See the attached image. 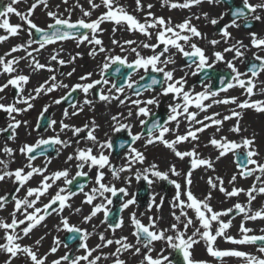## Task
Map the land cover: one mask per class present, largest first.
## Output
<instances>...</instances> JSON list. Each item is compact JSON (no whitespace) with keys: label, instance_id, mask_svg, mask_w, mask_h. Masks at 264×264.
Returning <instances> with one entry per match:
<instances>
[{"label":"snow or ice","instance_id":"snow-or-ice-1","mask_svg":"<svg viewBox=\"0 0 264 264\" xmlns=\"http://www.w3.org/2000/svg\"><path fill=\"white\" fill-rule=\"evenodd\" d=\"M22 0H9V2L0 9V30H3L4 35H0V43L7 41L10 37L18 36L24 30L23 25H27L29 30V39L26 43L17 44L4 55H0V75L7 76V79L0 83V93H5L7 89L15 90V95L10 103H4L7 99L5 95H0V112L6 113L8 116V124L4 128H0V133H9L7 139L15 140L17 136L16 129L21 125L27 126V121H21L16 117L21 113L29 111L33 108V101L41 95H48L58 89H67V93L53 101L59 105L63 100L69 99L73 93L79 91L85 96L83 105L71 104L72 111L65 109L63 116L65 119H71L83 112L84 105L91 106L93 101L87 98L89 92L98 85H108L110 83L106 73L112 65H120L130 71L123 79V83L117 85L111 83L108 89V94L104 91L99 92V100L104 102L118 101L122 106L128 107L127 115L123 113L113 115L111 120L112 131L119 133L126 131L130 140L120 141L115 143L111 137L101 141L96 135V130L99 125L95 120L85 123L83 127H78L65 123L64 120L59 122L49 120L46 125L47 129H52L55 133L48 138H40L34 144L25 143L18 151L25 157L26 162L21 167L11 169L10 165L15 162V150L9 147L7 143L0 147V153L5 158H0V182L6 180L11 181L15 185L14 192L11 194L0 195V211H7V206L12 205V210L7 217H0V252L6 253L8 259L5 264H12V261L23 255L30 264H48V257L58 251V248L63 243L58 238H54L53 244L47 253L39 254V246L44 239L41 236L34 241V245L22 244L25 237H28L32 231L39 226L48 215L53 213L60 215V221L57 225V231H65L68 233V241L77 242V251L82 250L80 255H72L71 250L66 251L62 256L51 260L50 264H127L125 259L121 257L128 253L133 257H140L139 264H173L170 255H165L167 250L178 252L182 257V264H206V261L193 259L192 249L194 245L203 240L206 245L207 252L210 256L221 259L223 257L234 256L242 258L245 264H264V235H249L252 229L245 226L244 221L264 220V206L259 210H252V203L257 197H264V157L255 147V139L242 137L238 142L229 140L227 136L216 138L215 134L208 140V144L217 150L215 161L210 158H203L197 151L198 144L193 143L190 150L181 151L179 145L188 142L199 141V133L205 132L208 128L215 127L216 132L222 131L224 122L236 118V124L228 129L229 132L239 134L241 128L239 118L241 113L236 110H230L229 115L213 113L204 115L203 119H197L200 112H207L215 104H236L239 109H254L256 112H264V100H252L251 97L257 94L264 95V80H259L261 73H264V36L257 32H248V43L246 44L241 39H234L230 28H251L253 22L264 23V0H258L257 3H252L250 0H241L240 5L229 8L228 12L221 13L218 18L209 19L207 12L202 13L205 20H208L212 25H218L225 15L230 13L232 19L229 23L224 24L219 29L216 35L219 39H208L207 35L199 30L192 23V17L185 18L182 22L173 24L171 19H165L162 16H155L150 9L152 5H147L149 11L145 14L143 22L137 17L130 14L118 0H100L96 3L95 0H87L90 6L88 10L81 7L83 17H91L92 11L103 7V11L94 20H85L83 18L72 22L70 18H63L56 12L47 11V16L53 21L49 23L47 28H41L33 22L31 17L34 14L38 5H42L45 9L48 8V0H33L26 11H20L16 5ZM67 4L68 0H63ZM210 5H218L228 3L231 5V0H161V6H167L170 9H190L202 3ZM136 11H143L144 6L141 0H135ZM58 7V6H57ZM10 15L19 17L23 24L10 23ZM195 19L199 20L200 16ZM105 22H111L116 26L124 25L129 32H138L146 37V41H142L137 47H131L130 51L135 54V59L129 61L127 56L120 55H105L104 62L99 65V79L92 80L93 73L87 72L79 77V82L68 85L63 81L57 80V74L60 76L71 77L76 69L64 73L58 68L52 66L53 63L63 68L68 64L75 62L81 54L76 53L70 55L68 60L61 58V51L53 50L49 56L47 63H41L33 53L40 52L47 45L55 44L57 41L74 39L77 42V47L83 43L92 45L89 55L95 57L98 53H105L109 50L103 46V41L98 38V33L103 32L101 25ZM242 22V23H241ZM63 29V30H62ZM86 30L80 32L79 30ZM116 27L112 31L115 32ZM153 30H155L153 32ZM34 33L39 34L38 39L34 38ZM155 36V43H150ZM206 40L207 44L213 49L211 55L206 53V49L199 46L195 41ZM33 44L38 47L32 48ZM112 44L125 51L124 45H134L136 41L126 40L120 44L116 39L112 40ZM225 45L222 50H216L218 45ZM138 47L149 49L151 55L144 56L138 51ZM31 49V50H29ZM253 51L252 58L249 60L246 56L248 51ZM175 50V51H173ZM23 51L25 55L14 56L13 53ZM179 54L186 63L182 67H175L176 55ZM227 54H231V59L226 58ZM27 61L26 66L31 69L32 73L47 71L51 73L47 79L39 83L31 90H27L26 86L30 83L31 74H24L23 69L19 67L21 61ZM245 65V71H241L236 62ZM223 63L228 70L226 74L220 75L219 90H213L209 84L204 81L211 79L209 70L215 71L218 64ZM169 65L173 67L169 68ZM186 69H192L190 75L197 76L203 74L201 79L202 91L196 92L195 86H188L189 72ZM140 70L145 73L140 76V81H144L145 77H149L146 84H140L139 81L132 80V75ZM120 67L115 69L116 73H120ZM183 72L184 75L177 77L176 72ZM152 74H158L152 75ZM159 86V91L156 95L147 99H141L145 91H154L155 87ZM125 87L132 90V95L136 98L132 99L130 95L125 94ZM240 88L242 93L248 99L237 103L236 97H225L218 99L221 92H227L229 89ZM115 93V94H113ZM123 97V98H122ZM160 97H170L171 102L167 105V117L161 122L159 119H152L149 123V117L153 116L150 106L160 105ZM210 101V102H208ZM127 102V104H126ZM208 102V103H206ZM23 105L24 107H19ZM195 108L198 111H191ZM49 105H45L40 113L41 117L48 111ZM133 116L140 119L139 123L145 133H133V125L125 123ZM181 117L188 122L187 130L181 134L179 132ZM221 117V118H218ZM39 121L37 126H39ZM175 124V128L169 125ZM59 124V131H56V125ZM196 125H199L196 127ZM72 133V137H79L73 141L72 138L61 139L60 133ZM80 133H86L80 137ZM171 134L172 139L167 136ZM107 136V134H105ZM144 139V146L153 145L156 143L162 144L169 149L173 155L179 160L187 158L190 165L189 169L184 173V186L170 176H180L175 165H171L168 171L159 170L157 164L152 163L147 167L136 168V165H144L146 161L145 154L135 147L137 141ZM83 141V147H80ZM77 147L69 154L65 163H74L76 169L75 175L69 179V169L64 168L57 170L51 174H47V165L51 163L50 158H46L44 166L38 167L33 162L38 158V155H44L48 147L55 149L57 155L60 154V148H68L72 143ZM59 145L60 148H55ZM47 146V147H45ZM207 146V145H206ZM42 149V151H39ZM115 149H126L121 157L122 163L114 164L112 162V153ZM233 157L236 171L230 176L227 183L231 186L229 190L225 186L223 177H209L207 184L209 191L203 199L195 196L191 190L192 173L198 168L211 169L215 171L214 164L221 158L228 156ZM87 169V171H85ZM133 169L135 171L133 172ZM106 170V171H105ZM90 173L92 175H90ZM129 175H124V174ZM110 175V180L106 178ZM136 181H145L151 186L156 180L167 181L175 187V196L170 202V216L172 221L167 227H160L159 222L164 219L162 215L147 216V223H144L140 218L144 213L132 211L128 217L131 226V236L134 238V243L129 241L128 236H120L115 238L114 234L117 230L123 229L125 221L122 215L114 220H110L112 216L110 206L114 203L113 198L121 199L119 213H123L130 206L138 205L137 194H131L126 187H117L113 181L123 179L126 184H130L132 177ZM34 177H40L36 187H29L28 184ZM77 177H87L92 182L93 186L85 191V184H77L79 193L83 194L84 199L81 204L90 206V212L84 215L82 223L88 224L98 214H102L103 219L100 220V225H105V231H96L97 226L93 225L94 231L89 232L87 229L71 224L69 218L61 215L65 208H72L69 203L72 197L78 193L67 188L72 185ZM255 177L252 185L247 189L236 187V182L239 179H248ZM63 179L64 187H60L55 195L49 201L43 204L42 207H37L41 197H44L53 185ZM22 189H26L25 194L21 197L19 193ZM212 190L222 193L226 198H238L241 194L247 197V203H235L231 208L223 211H216L211 206L210 201L213 199ZM100 202L97 203L96 201ZM164 197H160V202L157 203L156 195L153 194L147 204V210L152 211L154 208L157 212L162 211ZM74 213H80L81 208L72 209ZM189 211L194 215L189 216ZM242 214L243 220L239 225L241 237L239 239L228 235L227 230L232 226V220H224L223 217H229L230 214ZM198 223L191 235H188V229ZM216 225L213 232V225ZM111 230L113 238H109L105 232ZM264 232V229H261ZM98 237V243L94 247H89L88 240L91 236ZM218 237H223L226 242L232 244H252L256 245L259 242L257 251L260 256L252 255L235 249L220 250L216 248L215 242ZM156 242H162L165 247H162L159 252L153 256ZM115 246L114 251L105 253L103 250L110 246ZM65 248H69L68 243H64Z\"/></svg>","mask_w":264,"mask_h":264},{"label":"rangeland","instance_id":"rangeland-1","mask_svg":"<svg viewBox=\"0 0 264 264\" xmlns=\"http://www.w3.org/2000/svg\"><path fill=\"white\" fill-rule=\"evenodd\" d=\"M8 2H9V0H0V9H2V7L4 5H6ZM32 2H33V0H22V2L20 4L16 5V7L20 11H26L27 8L30 6V4ZM95 2L96 3H100V0H95ZM118 2L122 6H128V5L131 6L132 3L135 4V0H124L123 2H121V0L120 1L118 0ZM179 2H182V0H179ZM250 2L257 3L258 0H250ZM77 4H79L85 10H88L89 7H90L88 5V3H87V0H68L67 4H65L63 2V0H48V8L45 9L42 5H39L35 9L34 14L31 17V19L39 27H41V28H47V25L49 23H53V21L47 16V11L56 12L58 15L62 16L63 18H70L72 22H75L76 20L81 19V18H83L85 20H94L103 11H105V9L103 7H101L99 9H96V10L92 11L91 17H83L82 12H81V7H77ZM142 4L144 6V9H143L142 13L143 14L144 13L146 14L149 11V9L147 7V3L144 2ZM225 6L226 5H224L222 3L221 4H218V5H210V4L206 3V2L205 3H202L201 5L194 6V11L195 12H198V14L195 13V17L196 16H200V19L199 20L195 19V22L197 21L196 26L199 28V30L201 32H203V33H205L207 35L208 39H212V38L219 39V36L216 35V32H214V30L212 29L213 28V25L211 23H209L208 20H205L203 18L202 13L207 12L209 14V19H211V18H218L221 15V13H225L226 12L227 7H225ZM43 9H44V11H43ZM150 11L155 16H161L159 14L158 10L155 9V8H151ZM261 15L264 16V13H261ZM144 17H145V15H143L141 17L138 16V19L141 22H143ZM9 20H10V23H12V24H23V22L20 21L19 17H16L15 15H10ZM221 21H223V25L230 22V20L229 21L228 20L227 21L225 20V16H224V19L221 20ZM255 23H256L255 24V27L253 29H251V30H245L243 27L233 28V29H236L238 32H240V34H241V38L240 39L243 40L246 44L248 43V32L249 31H254V32H257L259 35L264 36V23H262V22H255ZM119 26H121V25H119ZM113 27H117V26L114 25L111 22H105V23H103L101 25V28L103 29V32L98 33V38H100L103 41V46L106 49H108L109 51L108 52H105V53H98L95 56L96 62H97L98 65H101L104 62V56L105 55H109V54L110 55H113V56H115V55L127 56V58H128L129 61L134 60L135 59V54L130 51V48L131 47H137L138 45H140V43L142 41H146V37L142 36L138 32H133V41H136V44L131 45V46L124 45L125 51L122 52L120 47H118L117 45L112 44V40L115 39V34L111 30V29H113ZM23 28H24V30L21 31L19 34H25V33L28 34L29 30L27 29V25H23ZM154 31L155 30H153V32ZM229 31L230 32L232 31L231 28L229 29ZM0 34L1 35H4L6 33H4L3 30H0ZM15 38H17V36L10 37L7 41L12 42L13 40H15ZM28 39H29V34H28ZM28 39H26V42L28 41ZM117 41H119L120 44H123L124 43V42H121L120 40H117ZM148 42L155 43V36L153 35L152 40L151 41H148ZM196 43H198L199 46H201L202 48H205L206 49V53L209 56L211 55V52H212L213 49L211 48V46H209L207 44V41L206 40H203V41L198 40ZM60 44L62 45V47L59 46ZM10 45L11 46H14V44H10ZM224 46L225 45H223V44L218 45L216 50H222V48ZM6 47L8 49L7 42L0 43V55L3 54V52L5 51L4 49H6ZM36 47H38L37 44H33L32 45V48H36ZM92 47H93L92 45H89L87 43H83L79 47H77L76 40L69 39V40L57 41L55 44L47 45L44 49H41L40 52H38V53H35L34 52L33 55L36 56V58L38 57V59H41V57H43V60L44 61H48L50 55H48L46 53L49 52V51H51V52H53V50L61 51V58H63V59H69L70 55H73L74 56L76 53H80L81 55L79 57H77V59L75 60V62L72 63V64H70L71 67L75 68L74 66L80 60V57H83L84 55H88L89 56L88 53L92 49ZM29 50H31V49H29ZM138 51H140L141 54L144 55V56L151 55V51L149 49H144L143 47H138ZM173 51H175V50H173ZM253 51H255V50L253 49L252 51H248L246 53V56L249 57L248 58L249 60L252 58ZM20 55L23 56V55H25V53L23 51H21L20 52ZM260 55L264 56V53H260ZM175 58H176V60H178V63L180 62V64H183V65L185 64L183 62L184 59H182L179 54H177ZM226 58L231 59V54H227ZM236 64H237V67L241 71H245V65L244 66L240 65V62L239 61H237ZM21 66H20V68L23 69V71L25 73L26 72L25 68L24 67H21ZM169 68H171V65H169ZM216 68H220V69H223V70L228 71L223 63L218 64ZM60 71H63V70H60ZM87 72H89V71H87ZM84 74H81V75H84ZM97 74H99V69L97 70V73L92 76V80H95V79H99L100 78L99 75H97ZM81 75H76L74 73L71 77H67V76L63 77V76H60L59 74H57V77H62L64 83L71 86V85L79 82V77ZM182 75H184V74H182ZM6 79H7V76L0 75V80H2V82H4ZM258 79L259 80H264V73H261V75L259 76ZM132 80H133V78H132ZM193 80H194L193 78H190L188 76V83L189 82L192 83L194 86H196L197 88L200 89L199 91H202L203 88H202L201 84H197ZM113 82H115V81H110V83L108 85L101 84V85L96 86V88L93 89V90H91L88 95L91 96V97L98 98L99 96L97 95V93L99 94L100 91H104L105 94H108L107 90L111 87V83H113ZM205 83L206 84H209V81H205ZM106 86L108 87V89H107ZM11 91H12V89L9 88V89L6 90L5 93H2L3 95H5L7 97L6 102H4V103H10L12 101V98L14 96L12 95V92ZM67 91L68 90L65 89L61 94H59V92L55 91V92L50 93L48 95H42L43 97H41L40 99H37L33 103V105H34L33 108H31L29 111L24 112L22 114L23 121H27V126L23 125V127L26 128L25 131H27L29 129V131L32 132V133H35V134H38V135H43L42 137L45 136L44 138H48V137L54 135L55 133L52 131V129L45 130V132L48 131L47 133H45L44 131H38V130H36V125H37L36 122H38L39 115H40V113L43 110V108H44L45 105H49L48 112L50 113V120H56V121L59 120L60 119L59 111H63L64 112L65 109H68V111L71 112L72 111L71 106L70 107H65L64 105H62V103H60L59 105L53 103V101L55 99H58L61 96H64L67 93ZM158 91H152V93L148 97H146V98H149L151 96L156 95V93ZM126 92H128V90L125 89V94H126ZM223 93L221 92L220 94H223ZM81 94H82V92H80V95ZM128 95H130L133 98V96L131 94H128ZM159 99H160V103L163 100H166V102H164L162 104L163 105L162 108L165 110V113H166V116H167L168 110H166V108H167V105L171 102V98L170 97H160ZM102 102H103V104H101L100 108H98V109L102 111V110L108 108V110H109L108 112L111 113V114L110 113H108V114L109 115H113V111H112L113 108H111L112 107V104L110 102H104V101H102ZM111 102H113L117 106H122L116 100H113ZM126 104H127V102H126ZM56 107L58 108V110L56 109ZM150 107H151L152 113L153 112L155 113L157 111V109H158L157 106L156 107L150 106ZM213 107H214V105L212 106V108ZM79 116H80V113H79V115H77L75 117H71V119H67L66 121H67V123H69V124L72 125L73 124V120L76 119V118H79ZM95 116L98 117V113H96ZM198 116H201L203 118L204 117L203 112H200ZM62 117H63V115H62ZM143 118L144 117L136 118L135 116H133L132 119H130L128 121H125V123H130V124L133 125V128H132L133 133H139L140 132V128H141V125L139 123V120L140 119H143ZM90 119H91V116H87V118H86L87 123L90 122ZM8 122H9L8 116H7V114H5L2 118H0V128L6 127L7 124H8ZM248 127H250V126H247L246 125V127H245L246 132H249V128ZM212 128H214V127H212ZM182 130H184V129H182V128L179 129V132L181 133ZM16 131H17V129H16ZM49 132H50V134H49ZM109 134L110 133L108 132L107 133V136H106L105 133L103 131H101V130L96 133L98 139H100L101 141H103L104 139H106ZM214 134H215V136H216L217 139H219L220 136L223 135V134L216 135L217 134L216 131L214 132ZM228 134L230 136L228 135L227 138L229 140H233V138L231 137L232 134L231 133H228ZM9 135H10V132H9ZM167 138L171 139V135L169 134L167 136ZM253 138L255 139V147L260 151L261 156L264 157V135L257 133ZM0 142H1V146H3L6 143H7V145H9L12 142V140H8L7 138L2 137V133H0ZM35 142L33 141V142H30L29 144H34ZM142 143L143 142L140 141V144H142ZM193 143H196V144L199 145L198 148H197V151L201 154V152H202V150L204 148L203 147L204 146V143L201 141L200 135H199V141L192 142V143L185 142V143L179 145L178 147H179V149L181 151L190 150L192 148V146H193ZM14 144L15 143H13V145ZM161 145L162 144H159V143H156V144H153V145H149V147L146 148V151H144V153L148 156V161L147 162L145 161L146 163L143 166H136V168H143V167H147L149 164H152L151 157L158 150V148ZM138 146H139V143H137L135 145L136 148ZM59 147H60L59 145L55 146V148H59ZM55 156H57V153H56V155L51 156L50 159L53 158V157H55ZM1 158H5V157L2 156ZM46 158H49V157L48 156L38 157L33 163L36 166L39 165V164H44L46 162ZM120 159H121V154L119 155L118 158H113L112 157V162L114 164H120V163H122V160H120ZM185 160L188 161L187 158ZM24 161L26 162L25 157H24ZM173 164L175 165L177 171L181 173V175L180 176H174V178H170V179H174L178 183H180L182 186H184L182 184V182H183V179L182 178L184 176V169H183V167L185 168V162H184V160H179L178 158H176V162H174ZM18 165H19V162H14V163H12L10 165V168L11 169H15L17 167H20ZM217 165L218 164H217V161H216L215 164H214V167H215V169L216 168L217 169L215 171H212L213 173H211V177L218 176L220 170H219V168H218ZM85 171H87V169H85ZM74 175H75V173H73L70 176L72 177ZM90 175H92V174L90 173ZM124 175H129V174L126 173ZM70 176H69V179H71ZM61 180L63 181V179H61ZM107 180H110V175L106 178V182H107ZM253 180H254V177H251V179L249 178V182L248 183H252ZM239 182H240V179L238 178V180L236 182V187L238 186ZM113 183L117 187H126L127 188V191L129 192V197H125V199H128V198H131V194L137 193L135 191L138 190V187H139V185H140L141 182L140 181L137 182L136 179H135V177L133 176L130 184H126L123 179L118 180V181H113ZM162 183H164V182L163 181L160 182V181L156 180L150 186V187L153 188V190H151V196L153 194H155L157 201L160 200V197H162V192H161ZM193 185L191 186V189H195V190L197 189L198 192H200V196L206 195V190L201 189L197 184L194 185V186ZM28 186L29 187H36V178L35 177L33 178L32 181L29 182ZM92 186H93L92 182L89 181L88 184H87V186L85 187V188H88V189H85V191H88ZM13 187H15V185H13L11 181L6 180L5 182H0V195H5ZM226 187H228L229 190L231 189V186L228 185V183H227ZM68 189H69V187H68ZM174 190H175V188H174ZM25 191H26V189H22L21 192L19 193V195L22 197L25 194ZM172 192H173V190H171V194H170L171 195V199L170 200H166L167 202H165V211H166L165 214L166 215H164V221L162 222V220H161L159 222V226L160 227H162V226L163 227H167L170 222H174V221H172V217L170 216V202L172 201L173 197L175 196V193H172ZM217 193H219V192L217 191ZM219 197H221V196L220 195H217L216 196L215 203H217V199ZM243 197L246 198L245 196H243ZM42 198L43 197H41L40 201L38 202L37 207H42L40 205V203L42 202ZM83 199H84L83 194L78 192V194L74 198H71V200L69 201V203L72 205V208H65L64 211H63V213L61 215L68 217L69 218V222L71 224H74V225H77L79 227L85 228L89 232H93L94 231L93 225H96L97 226L96 231H105L106 226L105 225H100V220L103 219L102 214H98V216L95 217V218H93V220L90 223H88V224L82 223L83 216L89 214V212H90V206L89 205L81 204V201ZM258 201L260 202V206L261 207L264 206V200H261L260 198H257L252 203V206H251L252 209H255L256 210V207L255 206L258 203ZM96 202L99 203L100 201L97 200ZM235 203H237V199H236ZM242 204H244V203H242ZM77 207H79L81 209L84 208V210H82L80 213H74L72 209L77 208ZM110 208H111V206H110ZM135 209H137V205L130 206L128 209H126L121 214L123 216V218H124V221H125V226L124 227H127L128 228V232L130 234H131L132 229H131V226L130 225L126 224L127 223L126 222V219H128V217L130 215V211L129 210L135 211ZM11 210H12V205L9 204L7 206V211H4V212L6 214H8ZM0 213H3V212L0 211ZM189 216H191L190 215V212H189ZM140 218L143 220L144 223H147V218L146 219H143L142 217H140ZM230 219L232 220V226H234L232 228L234 230L231 233V236L239 239L241 237V233L239 232V225H240V223L243 220V215L242 214H239L238 216H236L234 218H230ZM224 220H228V219L224 218ZM59 221H60V215L55 214V217L54 218L46 217V219L41 224H42V226L44 225V227H45V225H49V226L51 225L52 226L51 228H52V231H53L54 230V228H53L54 227V224H55V227H56L59 224ZM244 222H245V224H247L248 228L252 229V232H250L249 235H260L261 232H262L261 229H264V228H262V226H258V225L256 226V224L258 222H252L254 225L253 224L250 225V221H244ZM42 226H40V225L37 226L32 231V233L28 236L29 238L31 237V240L29 242H27L26 241V238H28V237H25L23 239L22 244L33 245L35 247L34 241L37 240V239H39L40 236L43 233L44 227H42ZM198 226H199L198 223H196V224H194L193 227H190L188 229V235H191V233L194 231L195 227H198ZM215 227H216V225L214 224L213 225V232H214ZM120 230H122V229H120ZM64 232L65 231L61 230V231H57L56 233H52L51 238L49 237V238H47L43 242V245L44 246H43V251L41 250V252L44 254V253H47L49 251V249L53 245L54 238H58L60 241H62L61 236L63 234H65ZM105 234L109 238H113V234H112L111 230L106 231ZM122 235L125 236L124 234H121V232L118 231V230L114 234V236L117 237V238H119ZM2 242L3 241H0V243H2ZM98 242H99L98 241V237L96 235L91 236L89 238V240H88L89 247H94ZM63 244L64 243H62L60 245V247L58 248V251L56 253H54L52 256H50L48 258V264H50L51 260L56 259V258L62 256L66 251H69V250H71V254L72 255H80V254H82V250L81 251H77V243H76V245H74L72 247L69 246V248H65L63 246ZM238 246H239V248H238ZM163 247H165L164 244H163ZM205 247H206V245H205V242L203 240H200V242L198 244L194 245V247L192 249L193 259L200 260V261H206V264H214V263H212V258L213 257L212 256H209L208 253L205 252L206 251L205 250ZM215 247L216 248H220L217 245ZM229 247L232 248V249H235V250L236 249L243 250V252L250 253L252 255H257V256H260L261 255V253H259L257 251V248H258L257 245H252V244H243V245L234 244V245H232L230 243L229 244ZM109 248H106L103 251L104 252L105 251H108ZM113 249H114V245L112 246V250ZM171 253H172L171 250H167L165 252V255H170V257H171V255H172ZM128 255L129 254H124L121 258L122 259H125L127 261V264H139L140 257H134L132 259V263H130V257ZM7 259H8V255L6 253L0 252V264H5V261ZM12 264H30V262L27 261V259L23 255H21L18 258L14 259L12 261ZM218 264H245V261L242 258H237V257L232 256V258H230V260L222 261V262H220Z\"/></svg>","mask_w":264,"mask_h":264},{"label":"bare ground","instance_id":"bare-ground-1","mask_svg":"<svg viewBox=\"0 0 264 264\" xmlns=\"http://www.w3.org/2000/svg\"><path fill=\"white\" fill-rule=\"evenodd\" d=\"M123 1L124 0H121V2H123ZM144 2L147 3V5L151 4L152 8L157 9L159 14L162 17H164L165 19H169L170 18L173 24L180 23L185 18H189V17H192V23L193 24H195V25L197 24V21L195 22V13L198 14V12L194 11V7L190 8V9H170L167 6L162 7L161 6V0H141V3H144ZM123 7L130 14L134 15L137 18H138V16L141 17V16L145 15V13L143 14L142 11H139V12L136 11V3L135 4L132 3L131 6L128 5V6H123ZM43 11H44V9H43ZM116 28H117V30L115 32L112 31L115 34V39L116 40H120L121 42H124L126 40H133V32L127 31L125 26L121 25V26H117ZM231 30H232L231 33L233 34L232 36L234 37V39H240L241 38L240 32H238L236 29H233V28H231ZM26 39H28V34L27 33L19 34L17 36V38H15V40H13L12 42L5 41V42H7L8 49L6 47V49H4L5 51L3 52L2 55H4L5 52H8L11 49V47H13L10 44H14V46H15L17 44L25 43ZM195 42H197V41H195ZM59 46L62 47L61 44ZM51 53L52 52L49 51L46 54L50 55ZM13 55L17 56V57L21 56L20 52L13 53ZM247 58H249V57H247ZM37 59H38V57H37ZM38 60L41 63H47L48 62V61H44L43 57H41V59H38ZM65 60H68V59H65ZM26 64H27V61L25 60V61H22L20 63V65H19V67L22 65L21 67L25 68L26 72L24 74H31V80H30V83L26 86L25 94H27V90H31L32 88L36 87L39 83H42L45 79L48 78L49 75H51V73H48L47 71H41V72L32 73L31 69L28 68L26 66ZM240 65H242V64H240ZM52 66L54 68H58L59 71L63 70L62 72H64V73H67V72H69V71H71L73 69V67H71L70 64L64 66L63 68H59V66L56 65L55 63H53ZM182 66H183V64H180V62L178 63V60H176L175 67L179 68V67H182ZM74 67L76 69V71H75L76 75L84 74L87 71L92 72L93 75H94V74L97 73V70L99 69V65L96 62V58L93 57V56H90V55L89 56L86 55V56L82 57V59L79 60L78 63L75 64ZM171 67H173V66L171 65ZM186 71L189 72V77L190 78H194V76L190 75L192 69H186ZM182 74H184V73L180 72V71L176 72V76L177 77L182 76ZM63 77H65V76H63ZM108 79H109V81H113L112 78H108ZM57 80L58 81H63V78L62 77H57ZM0 83H3L2 80H0ZM188 86H193V84L189 82ZM107 89H108V87H107ZM64 90L65 89L61 88V89H58L57 92L61 93ZM199 90L200 89L195 86V91L198 92ZM107 92H108V90H107ZM113 94H115V93H113ZM0 95H3V94L0 93ZM41 97H43V96L41 95L37 99H40ZM225 97H236L237 98V103L242 102L245 99H248V97L242 93V90L240 88L230 89L229 91H227V93L220 94L219 97H217V98L218 99H222V98H225ZM87 98L89 100L93 101L92 105L91 106L84 105L83 106L84 107L83 112H80L79 118H76V119L73 120V124L72 125H75V126H78V127H83V125L85 123H87V120H86L87 116H91L90 121L95 120L96 124L99 125L97 130H99V129L101 130V129L106 128L109 125L113 124V122L111 120V117L113 115H118L120 113H123L125 116L127 115L128 107H126V106H117L113 102H110L112 104L111 108H113V110H112L113 111V115H109L108 113H110V112H108L109 111L108 108H106V109H104L102 111L98 109V108H100L101 104H103L102 101H100L98 98L91 97L89 95L87 96ZM84 99H85V96L82 93L80 95V98H78V101L76 102V104L77 105H83V100ZM251 99L252 100H264V95H261V94H259L257 92V94L254 95L253 97H251ZM35 101H33L32 103H34ZM3 102H6V100L3 101ZM164 102H166V100H163L160 103L158 108H160V107L162 108V106H163L162 104ZM208 102H210V101H208ZM208 102H206V103H208ZM18 106L19 107H24L23 105H18ZM154 107H156V106H154ZM211 108L208 109V111L206 113L203 112V114L204 115H211L213 113H220L221 117H222L223 115H229L230 114V110H233V109L241 113V116L239 118V125H240V128H241V132L239 134L231 133V132L228 131V129L231 128L233 125H235L236 122H237L236 118H233V119H231L229 121L224 122L223 127H222V131L217 133L216 135L223 134V136H228L229 135L228 133H231L232 134L231 137L233 138V140H236L238 142L241 140L242 137L253 138L257 133L264 135V113L263 112H256L254 109H251V108H249V109H239V108L236 107V104H228V105L215 104L214 107L212 109ZM56 109L58 110L57 107H56ZM166 110H167V108H166ZM190 110L191 111H198L195 108H192ZM96 113H98V117L95 116ZM5 114L6 113L0 112V118H2ZM22 114L23 113L18 115L16 118L21 120V121H23ZM59 114H60V119L57 120V121L59 122L60 120L63 119L64 122L67 123V121H66L67 119H65L64 116L62 117L63 111H59ZM221 117H218V118H221ZM180 119H181V123H180V128L179 129H181V128L184 129V130L181 131V134H183L188 128V122L186 120H184L183 117H181ZM198 119H203V118L199 117ZM246 125L250 126V127H248L249 128V132H246V129H245ZM169 126L172 127V128H175V124L174 123L169 125ZM198 126L199 125H196V127H198ZM55 127H56V131L58 132L59 131V124H57ZM25 130H26V128H24L23 124H22L21 127H19L17 129V131H16L17 132L16 139L12 140V142L8 145L9 147H12L15 150V162H19L18 166H20V167L23 166L25 161H24V156H22L19 153L18 149L21 146H23L25 143L29 144L30 142H33V141L35 142L38 139L45 137V136L42 137L43 135H38V134L32 133V132L29 131V129L27 131H25ZM215 131H216L215 127L214 128H208L205 132L200 134L201 141L204 144L206 143V145H207V146L205 145V147L203 148V150H202L200 155L203 158H210V159H212L214 161H215V157H216V155L218 153H217V150L215 148H213V146L208 144V140L214 135ZM47 132H45V133H47ZM119 133L127 135L126 131H121ZM49 134H50V132H49ZM85 134L86 133H80V137H83ZM60 137H61V139L72 138L73 141L75 139L79 138V137H72V133L70 131L64 132V133H60ZM145 138H146V136H145ZM172 138L173 137L171 135V139ZM140 141H142L143 143L140 144ZM140 141H137V143H139V146L137 148L144 153V151H146V148H148L149 145L147 147H145L144 146V139H141ZM13 143H15V144L13 145ZM3 146H1V142H0V147H3ZM83 146H85V145H84V143L82 141L81 144H80V147H83ZM76 147H77V145L74 142L68 148H60L59 147L60 148V154L55 156V157H53V158H51V163H49L47 165V174H51V173H53V172H55L57 170H62L64 168H68V167L70 168L71 166L75 169V167H74V163L75 162L74 161L71 162V163L66 164L65 160H66L67 156L69 154H71ZM123 155H124V153L121 154V157ZM2 156H3V154L0 153V158ZM145 156H146V162H147L148 161V156L146 154H145ZM151 160H152V163L157 164L159 170L166 172V171H168V168L174 162H176V157L173 155V153L169 149H167L163 145H161L158 148V150L152 155ZM44 164H39L37 166L38 167H42V166H44ZM217 164H218L217 166H218V168L220 170L218 176L224 178L225 186H226L228 179H230V176L233 174V172H235L234 166H233L234 163H233L232 155L229 154L228 156L221 158L219 161H217ZM136 166H143V165H136ZM74 171H76V170H74ZM211 173H213L211 169H205L203 167L199 168V170L196 172V177L194 175H192V185L193 184H197L203 190L209 189L208 188L209 186H207V180H208L209 177H211ZM35 178H36V186H37L38 182L40 180V177H35ZM170 178H174V176H170ZM142 185L145 188L144 191H146L147 194H149V192H151V190H153V188L148 186V184H146V183H142ZM64 186L65 185H64L62 180L61 181H57L53 185V187L51 189H49L48 193L42 198V202L40 203V205L43 206V204L47 203L49 201V199L53 195H55L56 191L60 187H64ZM212 193H213V198H214V195H215L214 190H212ZM231 200H232V198H226L224 195H222L221 197H219L217 199V203H219V204H229L231 202ZM82 210H84V208H82ZM129 211H130V213L132 212V210H129ZM2 212L3 213H0V217H7L8 216V214H6L4 211H2ZM144 212L148 213V214H150L152 216H156L157 215V212H156L155 208L152 211H148L147 207L145 209L141 208V212H138V213H144ZM161 213L165 214V211L163 210V211H161ZM48 216L50 218H54L55 217V213H53L51 215H48ZM126 222H127L126 224L130 225L128 219H126ZM42 227H44V225ZM51 227H52L51 225L50 226L49 225H45L43 233L41 235V236L44 237V239L41 241V244L39 246V254H41V255L43 254L41 252V250L43 251V246H44L43 242L47 238H49V237L51 238L52 233H56L57 232V228H55V224H54V227H53L54 228L53 231H52ZM118 231H120L121 234H124L125 236H128L130 242H133V243L135 242L133 240L134 238H132L131 234L128 233V228L127 227H124L122 230L119 229ZM115 238H117V237H115ZM30 240H31V237L30 238L29 237L26 238L27 242H29ZM22 242H23V240L20 243H22ZM162 245H163L162 242H156V244H155V250L156 251H154L152 253L153 256H155L157 254V251L162 247ZM114 248H115V246H114ZM111 251H114V249L112 250V246L109 248L108 251H105V253L111 252ZM126 254H128V253H126ZM52 255L53 254L49 255V257L52 256ZM128 256L130 257V263H132V259L134 257L131 256V254H129ZM108 264H110V262H108Z\"/></svg>","mask_w":264,"mask_h":264},{"label":"water","instance_id":"water-1","mask_svg":"<svg viewBox=\"0 0 264 264\" xmlns=\"http://www.w3.org/2000/svg\"><path fill=\"white\" fill-rule=\"evenodd\" d=\"M231 4H232V2H231ZM231 7H236V6H231ZM231 16V15H230ZM63 30V29H62ZM210 73H211V75L212 76H214V83H213V87H215V88H218V87H220L221 85H220V83H219V77H220V75H224V74H226V72H223V71H220V72H213V71H210ZM124 74V73H123ZM122 74V75H123ZM158 87V86H157ZM46 124H47V118H44L43 120H42V124H41V127L42 128H44L45 126H46ZM5 135H8V133H5ZM47 147V146H46ZM51 149V147H48V149H47V151H49ZM42 151V150H41ZM46 151V152H47ZM178 264H181V261H180V259H178Z\"/></svg>","mask_w":264,"mask_h":264},{"label":"flooded vegetation","instance_id":"flooded-vegetation-1","mask_svg":"<svg viewBox=\"0 0 264 264\" xmlns=\"http://www.w3.org/2000/svg\"><path fill=\"white\" fill-rule=\"evenodd\" d=\"M208 188H209V187H208ZM207 193H208V192H207ZM207 193H206V194H207ZM193 194H194L195 196H197L198 198L200 197V192H195V191H194ZM231 228H232V227H230V230H232Z\"/></svg>","mask_w":264,"mask_h":264}]
</instances>
